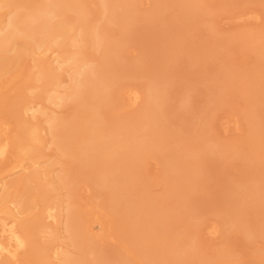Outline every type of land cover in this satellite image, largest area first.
Wrapping results in <instances>:
<instances>
[{
	"label": "bare ground",
	"instance_id": "bare-ground-1",
	"mask_svg": "<svg viewBox=\"0 0 264 264\" xmlns=\"http://www.w3.org/2000/svg\"><path fill=\"white\" fill-rule=\"evenodd\" d=\"M138 1L96 0L94 2L100 8L96 19L90 8L88 10L87 0L1 1L0 82L11 76L9 82L17 83L25 69V58L29 56L33 61L26 77L14 85L10 93H0V114H6L16 127L14 134L9 135V124L0 120V161L7 158L12 146L21 158L13 163L14 169L19 170L18 178L3 184L4 178L0 174V193L3 192L0 197V259L6 257L2 264H17L22 253H28L27 258L40 264H105L98 251L99 243L105 237V220L113 217L121 207L124 218L116 223L121 229L126 228L122 233L129 236L130 242L145 238L142 255L150 264H187L196 255L194 242L171 234L173 227L170 225L186 196H191L197 187L202 175V161L211 157H218L219 161V157L229 155L253 158L264 154V110L258 109L259 102H264V70L259 67L264 57L263 25L253 31L240 29L225 38L226 42L221 43V39L220 43H210V48L201 54L202 61L196 64L197 71L211 69L206 61L224 57L215 49L222 44L231 54L245 48L258 62L248 72L241 67L222 64L223 67L212 68L211 80H205L212 86V103L228 105L229 99L239 92L245 103L246 111L238 116L234 113L233 117L236 118V129L243 120L248 131L246 138L235 144V148L218 143L210 131L201 134L198 141L187 148H166L165 139L156 137L160 132L158 116L167 97L162 90L166 89L164 81L162 83L160 79L153 81L148 91H127L129 107L143 103L133 119H121L111 124L106 121L105 108L118 101L115 94L117 74L111 68L109 58L120 49L130 30L139 23L157 26L165 22L171 7L186 9L187 25H190L189 21L208 13L216 0H191L188 3L148 0L151 9L145 10L143 17H133L131 13L138 9ZM125 6L128 8L124 9ZM262 7L261 12L240 14L237 19L264 21V4ZM5 9L9 10L7 14L3 12ZM112 24L119 27V36L112 35L109 29ZM205 29L209 37H215L214 26L208 25ZM90 47L99 56L88 53ZM194 52L195 48L191 46L185 57H192ZM60 70L69 75L70 86L64 87ZM188 73L190 76L195 74L192 70ZM43 99L52 105L69 101L74 112L66 117L57 116L55 111L41 105ZM48 145L55 146L66 160L63 170L57 174V183L67 186V200L57 204L52 203L53 193L57 191L55 179L45 181L51 175L53 177L54 171H42L41 166ZM149 153L157 155L163 166L168 191L160 199L140 192V183L136 179L139 162ZM257 171L254 166L248 167L238 185L230 187V208L225 215L231 227L246 237L257 233L264 238V177ZM82 177L106 192L107 200L102 206L79 202L78 192L71 184ZM8 204L13 208L6 206ZM49 219L53 224L47 223ZM217 223L208 229L213 236L221 231V223ZM51 224L58 230L51 232L47 241L39 242L36 236L48 234ZM60 231L66 233L70 246L78 251V255L52 246L59 239ZM226 251L220 253L221 258L230 257ZM131 262L124 259L121 264ZM254 262L264 264V256L255 258Z\"/></svg>",
	"mask_w": 264,
	"mask_h": 264
},
{
	"label": "rangeland",
	"instance_id": "rangeland-1",
	"mask_svg": "<svg viewBox=\"0 0 264 264\" xmlns=\"http://www.w3.org/2000/svg\"><path fill=\"white\" fill-rule=\"evenodd\" d=\"M1 1L3 0H0V6ZM94 1L96 2V0H87L86 4L88 10L90 8L91 15L96 19L100 15V8ZM189 1L191 0H181L184 3H188ZM263 2L264 0H216L208 13L202 14L197 19L194 18L192 20L193 23L189 21L191 23L190 25L189 23L187 25L189 15L186 9L180 10L178 7H171L167 13V20L165 22H161L157 26L148 23L145 25L139 23L134 26L122 40L120 49L118 48V51L111 54L112 57L109 58L111 68L117 74L116 81L118 86L115 87L117 88L115 89V94L118 101L105 108L104 111L107 113L106 121L111 124V122L121 119H133L137 115V112L142 109L143 103L141 102L136 107H129L127 91L131 89H142L144 92L148 91L149 85L153 81L160 79L162 83L164 81L163 85H165L166 89L162 90L165 91L164 93H166L167 97L162 112L158 116L160 132L158 134L159 136L156 135V137L165 139L166 148H187L194 145L201 134L208 131H210L212 138L221 145L235 148V144L240 143L246 138L248 131L247 124L243 120L240 122V128L236 129V118L233 117L240 115L242 111H246L244 108L245 103L241 98V94H239L240 92L229 99L228 105L223 103L216 105L212 103V86L210 83H205V80L207 78L210 80L213 78L212 68L217 69L226 65H232L241 67L243 71L248 72L258 62L255 56L249 53L247 49H239L231 54L228 50L229 48L222 44L215 47V49L218 52H222L225 58L222 57L217 60L206 61V63L208 62L207 64L212 66L211 69L197 71L196 64L202 61L200 58L201 54L210 48V43H216V41L220 43L219 40L221 39V43L222 41L226 42L224 40L225 38L233 35L240 29L253 31L262 25L264 26L263 20L257 22L249 18L244 20L237 19L240 14L253 11L261 12ZM136 7H138L136 10L137 13L135 11L131 13L133 17H143L145 10L149 11L151 9V3L148 0H139ZM127 8L128 6H125L124 9ZM139 9L140 11L138 13ZM8 11L5 9L3 12L7 14ZM208 25L214 26L216 30L215 37L208 36L207 29H205ZM109 29L113 36H119L120 29L117 25L112 24ZM164 29L173 37L169 36L168 38L166 35L167 32ZM191 46L195 48L194 55L186 58L185 53ZM70 50L75 51L77 49L70 48ZM87 52L91 55L94 54L91 47L88 48ZM96 56H99V54H94V57ZM32 62L31 57L28 56L25 58L23 62V68L25 69L22 72V76L17 79V83L11 84L9 82L11 76L5 77L0 82V93H10L12 87L18 85L19 81L26 77L28 68L30 69L33 66ZM176 63H178V66ZM259 67L261 70H264V57ZM190 70L195 74L197 71V74L190 76V73H188ZM33 71H36V69ZM59 72L62 73V70ZM62 78L64 87L71 85V79L68 74H63ZM200 90L201 92H199ZM61 92L63 93L64 89ZM41 103L42 106L49 108L50 111H55L57 116L60 117L70 116L74 112L69 101L61 105H52L43 99ZM229 106H232V108H229ZM258 109L260 111L264 110V102H259ZM0 120L9 124L8 134L13 135L16 127L12 120L6 114L2 113L0 114ZM262 120L264 121V114H262ZM153 153L145 155L142 158L143 160L139 162L140 170L136 179L137 181L139 180L138 184L140 183V192L148 195L150 198L160 199L167 194L168 189L163 178L161 160L157 155H152ZM44 154H46V158L41 160L42 171H54V178L51 175L45 181L55 179L57 184L55 185L57 191L53 193L52 203L57 204L60 200L66 201V195L68 193L67 186L65 187L63 184L57 183V174L63 170V165L66 164V160L62 158L61 152L53 145H48ZM230 157V155L219 157L221 159L219 161L217 160L218 157H211L202 161V175L200 176L197 187L191 196H186L182 208L177 212L176 219L173 220V223L170 222L172 224L170 227H173V230L170 232L171 234L183 236L186 242H194L196 255L187 264H230L235 261L238 262L237 264H255V258L264 256V238L257 233L252 237H246L236 230V228L231 227L225 215L230 208V187L238 185V182L243 179L245 175L244 170L254 166L258 168L257 173L264 177V154L253 157L254 159L246 155L240 157L234 156V158L233 156ZM20 159V154L17 152L16 147L12 146L7 158L4 161H0V174L4 178V182L2 181L3 184L19 177V170L14 169L13 163L20 161ZM25 163L27 166L30 165L28 159L25 160ZM55 163L59 164L53 166ZM71 186L77 190V198L81 204L88 203L102 206L107 200L106 192L96 188L85 177L75 180ZM2 193H0V197ZM6 206L13 208L10 204ZM121 208H118L113 216L114 218H106L105 237L99 243L98 251L104 257L105 264H121V261L124 259H128L130 262L132 261V264H150L142 255V245L146 242L145 238L139 237L133 243L130 242L128 240L129 236L127 238V235L122 233L126 228L122 226L123 229H121L116 223L121 218H124ZM38 210L39 208L35 212H38ZM22 217L26 216L23 215ZM215 222H218L217 224L221 223L219 224L221 231L218 235L213 236L209 233L208 229ZM47 223L53 224L50 219ZM52 224L48 230L49 235L41 234L36 236L39 242L47 241L51 234L58 230L57 227L54 229ZM185 231L187 232L185 233ZM95 232H97V229ZM108 236L112 238L110 239ZM58 238L52 244L53 247H60L63 250H68L78 255V251L70 246L65 232L60 231ZM226 249L230 257L223 256L224 258L222 257V259L220 253H224ZM27 254L22 253L17 264H40L31 257H29L30 259L27 258ZM5 259L6 257L0 259V263H4ZM161 260L162 263L165 262L164 258Z\"/></svg>",
	"mask_w": 264,
	"mask_h": 264
}]
</instances>
